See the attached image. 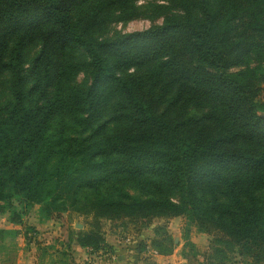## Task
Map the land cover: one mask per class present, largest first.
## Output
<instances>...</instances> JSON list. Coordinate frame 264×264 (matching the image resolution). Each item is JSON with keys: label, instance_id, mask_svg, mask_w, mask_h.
Wrapping results in <instances>:
<instances>
[{"label": "trees", "instance_id": "obj_1", "mask_svg": "<svg viewBox=\"0 0 264 264\" xmlns=\"http://www.w3.org/2000/svg\"><path fill=\"white\" fill-rule=\"evenodd\" d=\"M141 1L0 0V213L90 216L67 250L103 255V221L182 217L207 264H264V0Z\"/></svg>", "mask_w": 264, "mask_h": 264}, {"label": "rangeland", "instance_id": "obj_2", "mask_svg": "<svg viewBox=\"0 0 264 264\" xmlns=\"http://www.w3.org/2000/svg\"><path fill=\"white\" fill-rule=\"evenodd\" d=\"M149 2L152 1L145 0L138 4ZM162 20L159 18L152 21L141 17L125 24H112L107 33L111 36L116 33L139 32L148 29L151 25L161 24ZM13 206L16 215L9 211L0 213V264H58L61 252L65 251L67 263L89 264L92 261L89 255L80 256L81 253L73 251L76 244L74 241L70 242L69 250H67L68 233L76 234L89 231L92 224L90 216H82L74 211H68L51 220H44L39 214V206L27 209L17 201H14ZM160 225L164 226L165 232L172 239L171 254L157 255L151 247L139 253V246H150L151 240L155 237L154 230ZM139 228L140 226H135L127 220H119L114 223L103 221L101 232L106 243L115 248V251L123 252L125 255L127 253L129 256L136 254V260L142 264H207L205 258L210 252V237L198 232L195 227L187 225L184 218L155 219L149 227ZM185 232L188 233L190 242L197 249L196 258H192L188 248H186V252L189 254L188 258L185 259L181 255ZM93 255L98 258L103 254ZM230 259L231 264H249L235 255Z\"/></svg>", "mask_w": 264, "mask_h": 264}, {"label": "crops", "instance_id": "obj_3", "mask_svg": "<svg viewBox=\"0 0 264 264\" xmlns=\"http://www.w3.org/2000/svg\"><path fill=\"white\" fill-rule=\"evenodd\" d=\"M112 255H102V257H94L93 254H89L86 250L80 248L77 244L73 247V251L81 253L80 256H88L92 259L89 264H142L140 261L136 260V254L129 256L121 253L120 251H115ZM101 255V253H99Z\"/></svg>", "mask_w": 264, "mask_h": 264}]
</instances>
